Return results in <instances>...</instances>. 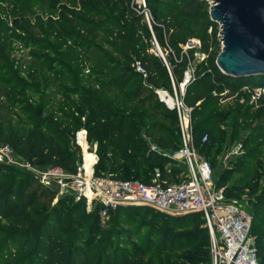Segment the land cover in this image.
<instances>
[{
	"label": "trees",
	"instance_id": "obj_1",
	"mask_svg": "<svg viewBox=\"0 0 264 264\" xmlns=\"http://www.w3.org/2000/svg\"><path fill=\"white\" fill-rule=\"evenodd\" d=\"M0 3L13 5L12 15L17 12L26 16L35 8L47 7L53 17L49 29L58 50L65 52L64 60L71 65L75 66L78 60H75L77 36L95 34V43L90 42L91 45L106 49L99 55L94 52L95 61L89 68L87 82L82 73L76 74L86 69L87 63L71 75L63 70L50 81L44 77L45 83L40 77L37 79L38 86L47 83L46 87L51 89L47 107L53 108L54 98L61 95L65 104L62 109L54 107L47 117L41 114L31 118L32 128L29 123L0 128V144L11 147L18 157L35 166L57 167L76 175L82 162V148L76 136L85 129L88 143L98 145L96 176L151 184L158 170L161 183L180 182L183 171L177 161L150 151L146 141L150 137L169 153L182 147L177 111L161 102L157 91L173 95L176 89L180 94L185 74L190 67L194 69V80L186 88L184 102L192 110L195 147L208 160L210 152L220 151L224 144L218 130L223 120L209 111L222 101L238 102V98L247 95L246 88L264 85V76L233 78L220 71L216 63L221 46L219 25L211 21L206 0H145L151 13L150 22L137 0H0ZM193 40L198 46L184 51L183 47ZM73 41L77 42L70 44ZM155 42L165 59L156 51ZM12 43L9 23L2 22L0 121L4 112L11 111L16 102H23L37 87L29 81L3 79ZM197 54L202 58L197 59ZM92 57L86 58L88 63ZM48 61L37 57L34 64L43 68ZM137 61L147 77L135 69ZM49 70L52 72V67ZM250 118V114L243 117L247 124ZM206 135L208 138L203 142ZM253 144L251 141V147ZM245 147L247 158L255 156L249 153V144ZM252 152L259 154L257 149ZM208 161L215 169L213 162ZM166 166L170 169L165 170ZM215 180L230 199H239L238 192L248 189L222 186L216 172ZM58 196L55 186H44L32 172L0 162V264H161L148 256L154 252L170 256L178 250H189L195 242L206 245L208 241L209 246L194 249L202 255L191 262L211 264L210 234L201 214L174 217L147 206H122L110 211L103 222L101 205H94L89 212L84 199L78 200L73 194ZM252 205L258 261L264 264V195ZM150 220L164 226L157 233L149 231V241L141 248L145 253L122 248L129 238L134 240L140 235ZM178 230H188V237L178 240L174 235Z\"/></svg>",
	"mask_w": 264,
	"mask_h": 264
},
{
	"label": "rangeland",
	"instance_id": "obj_2",
	"mask_svg": "<svg viewBox=\"0 0 264 264\" xmlns=\"http://www.w3.org/2000/svg\"><path fill=\"white\" fill-rule=\"evenodd\" d=\"M143 1L144 0H137L139 8H143ZM57 7L59 8L60 4H58ZM12 9L13 5H9L8 3H0V24L2 22L9 23L10 35L13 37V43L8 52L9 56L8 59H6V66L3 71V79H12L14 82L29 81L31 84H37V87L33 92H30L26 99L22 100L23 102H16V105H14L11 111L4 112L2 114L3 119L0 121V128H11L13 126L16 127L20 123L31 124L30 119L36 117L37 115L42 114V117H47L51 112V109H54V107L62 109V106L65 104L62 103L63 100H61V95H58V97L54 98L55 106L53 108L47 107V101L50 98L49 93L51 89L46 87V85H48L47 83L45 85L43 84L42 86H38V83L36 82L37 79L39 80L40 77L43 80V83H45L47 81L44 77H47V79L49 78L48 80L50 81L52 77L56 76L57 73H61L63 70H66L67 73L71 75L74 71H78V67H81L84 63H87L86 69L82 68L80 72L76 73H82L81 75L85 77V81L87 82L90 72L89 68L95 61V57H92L94 56V52L99 55V52L106 51V49L102 46H98L97 48L95 44L91 45L90 42L95 43L93 40L95 34L89 35L87 32L88 34H84L85 36H77L79 37L78 42L73 41L70 43L74 44L77 42L76 45H78V48L75 50V60L78 59L76 61L77 64L75 66L71 65L69 61L64 60L65 57L63 56L65 52L64 50L61 52L58 50V44L55 43L54 37L52 36V33L49 29V25L53 17L51 16L47 7L35 8L31 11L30 15L26 16L17 12L15 15H12ZM143 12L145 13L146 21H152L150 10H143ZM58 16H60V14H58ZM217 29L218 40L221 44L219 52L221 53L223 45L221 42L222 36L220 25ZM212 31H214V29H211V32ZM193 41H195V43L197 42L196 40ZM155 45L156 51L158 52L159 48L161 49V47L156 42ZM197 46L198 45L196 44L192 46L188 44V46L183 47V49L186 51L188 48ZM1 55H3V53L0 50V56ZM37 57L40 59H49L48 64L43 68L37 64H34ZM87 57H92L89 63L88 59H86ZM196 57L197 59L202 58V56L199 54H197ZM137 63L140 62L137 61L134 64L135 69ZM49 67H52V72L49 70ZM38 72L41 73V75L36 74ZM92 80L95 81L94 78ZM246 89H248L246 90L248 91L246 93L247 95L238 98V102L237 99L222 101L219 107L213 108L209 111V114L214 113V115L223 120V123L218 126V130L221 132V136L224 139V144L220 151L210 152L211 154L207 157L208 160L213 162L215 166L216 177L221 180L222 186H229L234 189L239 187L241 189L248 188L244 191H239L238 195H241L239 199L244 201L252 212V202H254L257 197L264 195V136H262L264 133V85L255 89ZM63 96L67 98V95L63 94ZM23 109H26V111H23ZM44 110H46L45 113ZM70 111L72 112V109ZM249 114L251 118L248 120L249 122L247 124L243 117H247ZM82 119L84 121V117ZM29 127L32 128L33 123ZM83 132L84 135H86V140L83 142H85L87 146L84 148L83 144L81 143L82 162H84L87 153L97 156V159H99L97 153L98 145L95 143L90 145L88 143L87 130H81L79 134H77L78 136H76V141ZM146 141L149 148L153 145L157 146L162 152H166L162 150V147L154 143L150 137H146ZM251 141L254 142L252 147ZM248 144L250 147V150H248L249 153H254L255 155L250 158H247L245 155V146ZM1 147H3V145L0 144V148ZM255 149H257L259 154L252 152ZM14 160H16V162L10 165L16 169L24 170L22 169L24 168L22 166L26 161L18 157L16 154ZM248 161L249 164H247ZM82 162L79 163V167H81ZM38 167L41 170H46L49 168L43 166ZM169 169L170 166L165 167V170ZM52 187H54V185ZM71 194L75 195L71 191L62 194L59 193L58 198ZM57 202L58 199H56L55 203ZM93 207L89 206L88 203L86 204L87 211L89 212L92 211ZM164 214L170 215L167 213ZM172 216L181 217L183 215ZM106 221L107 218L104 217L103 222ZM138 226L139 222L136 224L135 229H137ZM163 226L164 223H156L150 220L147 223V228L143 230L140 235L138 234L134 240L129 238L122 248L131 250L137 249L141 253H145V249L141 248L146 247L147 241H149V231L152 229L156 230L157 233L163 228ZM174 235L178 240L187 238L188 230L184 232L183 230H178ZM206 245L209 246V241L206 243ZM206 245L195 242L192 246L195 248L189 247L187 248L189 250H178L173 252L170 256H162V254L158 255L154 252L148 256V259L161 264H204L202 261L194 263L191 261H195L196 257H201L202 255L194 249H198L199 247L205 248L207 247Z\"/></svg>",
	"mask_w": 264,
	"mask_h": 264
},
{
	"label": "built area",
	"instance_id": "obj_3",
	"mask_svg": "<svg viewBox=\"0 0 264 264\" xmlns=\"http://www.w3.org/2000/svg\"><path fill=\"white\" fill-rule=\"evenodd\" d=\"M143 5L144 11L147 10L145 0ZM136 70L147 77L141 63H137ZM194 73L190 67L180 84V94L176 89L173 95L164 90L157 91L160 101L177 111L182 136L181 149L169 153L162 152L157 146L149 148L152 152L177 161L183 171L180 182L161 183L158 170L151 184L138 180H118L113 176H96L97 156H93L91 172L84 160L76 175L57 167L41 170L27 161L21 165L24 167L22 169L32 172L44 186L54 185L61 194L71 191L78 200L84 199L89 206L101 205L105 218L110 211L122 206H147L170 215L201 214L210 234L211 264H259L250 209L244 201L228 198L225 188L218 187L211 162L195 147L192 110L184 102L186 88L194 80ZM169 99L173 101L172 105ZM207 138L206 135L203 142ZM85 140L83 132L77 144L81 146ZM14 158L11 147L3 145L0 148L1 163L14 164Z\"/></svg>",
	"mask_w": 264,
	"mask_h": 264
},
{
	"label": "water",
	"instance_id": "obj_4",
	"mask_svg": "<svg viewBox=\"0 0 264 264\" xmlns=\"http://www.w3.org/2000/svg\"><path fill=\"white\" fill-rule=\"evenodd\" d=\"M206 1L211 21L221 29L220 71L233 78L264 76V0ZM158 52L165 59L160 48Z\"/></svg>",
	"mask_w": 264,
	"mask_h": 264
},
{
	"label": "bare ground",
	"instance_id": "obj_5",
	"mask_svg": "<svg viewBox=\"0 0 264 264\" xmlns=\"http://www.w3.org/2000/svg\"><path fill=\"white\" fill-rule=\"evenodd\" d=\"M169 103H170V105H172L173 104V101L171 99H169ZM82 144H83L84 148H85V146H87V144L85 142H83V141H82ZM86 156H85L86 168L88 169L89 172H91L90 166L93 163V159L94 158H93V155H91L89 153H87Z\"/></svg>",
	"mask_w": 264,
	"mask_h": 264
}]
</instances>
